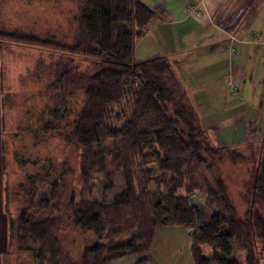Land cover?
Masks as SVG:
<instances>
[{
	"label": "trees",
	"instance_id": "16d2710c",
	"mask_svg": "<svg viewBox=\"0 0 264 264\" xmlns=\"http://www.w3.org/2000/svg\"><path fill=\"white\" fill-rule=\"evenodd\" d=\"M156 18L142 0H83L70 43L0 28V50L6 45L38 48L82 56L92 66L79 74L81 105L68 135L81 150L80 193L73 190L68 202L73 228L92 235L73 255L58 235L59 217L39 216V209L56 206L62 190L57 185L40 195L33 211L23 207L9 218L2 264H109L130 256L145 264L156 231L176 227L188 229L193 264H260L256 241L264 242V129L257 153L251 149L253 184L241 193L251 192V200L240 215L217 162L226 157L235 164L244 161L243 155L237 147L212 143L166 57L134 59L136 38ZM59 64L62 70L52 75V86L69 75ZM133 84L137 88L130 91ZM128 94L131 104H124ZM48 122L45 127H55ZM116 176L123 182L120 191H115ZM98 178L101 197L96 198Z\"/></svg>",
	"mask_w": 264,
	"mask_h": 264
},
{
	"label": "rangeland",
	"instance_id": "374dc122",
	"mask_svg": "<svg viewBox=\"0 0 264 264\" xmlns=\"http://www.w3.org/2000/svg\"><path fill=\"white\" fill-rule=\"evenodd\" d=\"M82 1L0 0V28L40 38L53 37L62 43H70L78 26L76 14ZM143 36L144 34L135 40L134 51L137 61L152 57L149 42ZM234 43L235 41H230L229 49L218 53V56L232 57L236 52L229 54V50L235 51ZM3 50L4 52L0 54V67L1 70L8 71V82L6 91L0 88L3 90L1 93L8 96V101L13 107L8 108L10 115L15 116L17 112L19 114L21 112L25 116V126L19 131L14 130L15 123L10 124V131L6 132L7 141L2 143L0 153V171L7 176L3 187L5 189L9 187L6 199L10 205L12 203L13 210L10 209L9 218L23 207L33 211L38 206L40 195L43 193L48 195L58 185L57 189L62 190L56 206L39 209L37 213H40L39 216L59 217L58 235L67 251L77 255L92 234L73 228L72 212L68 202L73 190L77 196L80 193L81 150L68 140V135L81 105L82 93L77 89L79 74L81 77L82 72L92 71L91 61L82 56L63 55L38 48L6 45ZM60 62L66 65L69 75L58 82L57 86H52V75L55 71L57 74L62 70ZM56 63L57 68L53 71ZM258 85L260 84L252 85L248 82L244 87L247 93L253 94L252 89L255 87L257 89ZM128 87L130 91L137 88L136 84ZM123 103L131 104L130 94L124 96ZM221 104L224 105L223 109L228 106L225 103ZM52 112L55 114V120H51ZM45 121L46 123L49 121L48 125L55 123V127L50 129L48 126L45 127ZM206 134L208 135L207 132ZM251 149L257 153L258 144H246L234 149L243 155L242 162L234 164L226 157L217 162V172L226 185L229 199L233 201L240 215L247 209L251 200V192L246 197L241 194L245 189H251L253 184L255 162L250 157ZM98 180L100 189L97 188L95 191L96 198L101 197L102 179ZM114 181L115 191H120L123 186L121 177L116 176ZM195 198L198 202H204L200 195ZM181 229L179 240L173 235L172 242L168 241L162 252L167 255L179 254L180 263L183 264L185 254L188 252L189 236L188 229ZM263 243L256 241L258 254ZM159 246L155 251H161ZM210 251L209 247H204L206 255H209ZM236 253L240 256L243 251L236 249Z\"/></svg>",
	"mask_w": 264,
	"mask_h": 264
},
{
	"label": "crops",
	"instance_id": "0c3cea01",
	"mask_svg": "<svg viewBox=\"0 0 264 264\" xmlns=\"http://www.w3.org/2000/svg\"><path fill=\"white\" fill-rule=\"evenodd\" d=\"M142 1L158 16L143 33L151 47L150 55L168 59L212 143L227 147L259 143L264 129V0ZM232 40L236 53L229 58L219 57L218 53L228 50ZM135 55L134 51L136 60ZM7 82L8 71L0 67V88L6 91ZM248 82L260 84L258 90L252 89L253 94L245 90ZM2 89L0 153L10 124L15 123L16 131L25 126L23 113L9 114L8 108L13 107ZM221 103L229 107L223 109ZM5 178L0 171V264L8 250V221L10 209L13 211L6 199L9 187H3ZM179 230L158 229L145 264H181L179 254L162 252L173 235L179 240ZM157 246L161 251H155ZM190 248L188 237L183 264H193ZM259 253L260 264H264V243ZM134 259L124 257L109 264H136Z\"/></svg>",
	"mask_w": 264,
	"mask_h": 264
},
{
	"label": "built area",
	"instance_id": "2783aa9c",
	"mask_svg": "<svg viewBox=\"0 0 264 264\" xmlns=\"http://www.w3.org/2000/svg\"><path fill=\"white\" fill-rule=\"evenodd\" d=\"M231 51L234 52V49H232Z\"/></svg>",
	"mask_w": 264,
	"mask_h": 264
}]
</instances>
